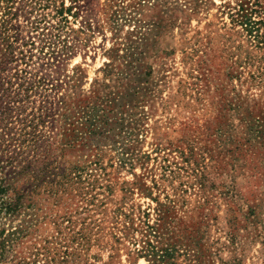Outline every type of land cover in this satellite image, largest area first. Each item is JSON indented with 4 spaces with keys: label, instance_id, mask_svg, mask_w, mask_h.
<instances>
[{
    "label": "rangeland",
    "instance_id": "obj_1",
    "mask_svg": "<svg viewBox=\"0 0 264 264\" xmlns=\"http://www.w3.org/2000/svg\"><path fill=\"white\" fill-rule=\"evenodd\" d=\"M241 1L51 0L53 49L17 2L0 14V136L35 129L24 158L52 173L0 215L26 230L3 264L56 223L54 264H264V27L237 22Z\"/></svg>",
    "mask_w": 264,
    "mask_h": 264
},
{
    "label": "trees",
    "instance_id": "obj_2",
    "mask_svg": "<svg viewBox=\"0 0 264 264\" xmlns=\"http://www.w3.org/2000/svg\"><path fill=\"white\" fill-rule=\"evenodd\" d=\"M16 2L22 9H25L26 15L29 16L28 21L32 24V30L38 31L42 23H45L46 26H51L53 32L51 41L48 43L50 48H58L60 45L63 47L64 45L66 46L65 41L62 40V32L65 29L63 23L66 22L64 19L65 17H63L62 8H57L55 15L51 16L50 14L41 13L49 8V2H51V0H0L1 19L6 12L12 10V6H14ZM248 4L247 0L241 1L240 4H238L239 9L236 12V16L237 22L242 26H246V30L251 34L255 31L254 29H256V26L262 25L264 27V16L262 20L254 21L252 19L254 10L249 8ZM257 7L259 10L255 12L264 14V8L258 5ZM38 13L40 14L38 15ZM33 17L35 19L31 22V18ZM47 17H51V21L47 20ZM56 19L57 21L54 22ZM3 22H5L4 19ZM46 26L43 27V30L48 29ZM256 31L258 32V30ZM261 40L262 41L259 43L264 45V33L262 34ZM7 136L10 138L9 140L0 136V153L4 154L3 156L6 157L10 149L9 145H11L12 142L17 144V151L14 153L13 158H9L8 161L3 162L0 160V171L3 173V175H0V215L14 216L19 212L32 209L33 199L38 194L39 190L44 189V192H51V189H48V180L52 173L50 162L44 159L46 156L40 154L39 156L30 157L29 160L24 158V155L28 154L27 151L36 148L34 142L39 136L36 135L35 129H20L13 135ZM8 141L9 143H6ZM5 144L8 146H5ZM1 146H5L7 151L5 152V150L1 149ZM8 167L9 169H7ZM1 176H3V178H1ZM55 225L56 234L60 235L62 238V235L65 234L63 224L56 223ZM145 225L147 226L149 235L152 234L151 232H155L154 226H150L146 224V222ZM22 232H26V230L22 231L21 228H17L5 235V230L0 228V264L6 262V257L13 251V244L18 240L17 237H19ZM52 238H54L53 242H49L48 239L45 238L39 243H33L31 246L25 247L22 253L28 252L29 257L26 258L16 254L12 260L9 261V264H41L42 261H44L43 264L56 263L59 252L62 251V244L61 238L56 236H52ZM54 245L56 247H54ZM145 245L143 249H145L147 253L156 255L155 250H151L152 245L150 242H146ZM31 259L33 260L31 261Z\"/></svg>",
    "mask_w": 264,
    "mask_h": 264
}]
</instances>
